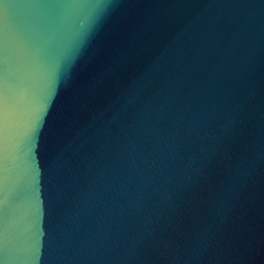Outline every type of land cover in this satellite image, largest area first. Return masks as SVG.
Here are the masks:
<instances>
[{"label":"water","instance_id":"water-1","mask_svg":"<svg viewBox=\"0 0 264 264\" xmlns=\"http://www.w3.org/2000/svg\"><path fill=\"white\" fill-rule=\"evenodd\" d=\"M0 264H264V0H0Z\"/></svg>","mask_w":264,"mask_h":264}]
</instances>
